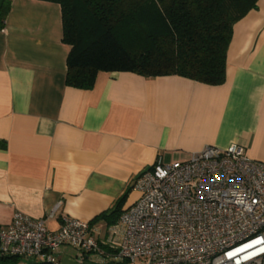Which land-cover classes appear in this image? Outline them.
<instances>
[{
    "label": "crops",
    "instance_id": "obj_1",
    "mask_svg": "<svg viewBox=\"0 0 264 264\" xmlns=\"http://www.w3.org/2000/svg\"><path fill=\"white\" fill-rule=\"evenodd\" d=\"M69 51L58 3L11 1L0 30V226L56 205L50 230L63 214L91 222L126 193L123 210L139 196L137 174L207 145L237 143L264 162V0L234 22L218 85L98 71L77 88L65 82ZM57 258L100 264L67 245Z\"/></svg>",
    "mask_w": 264,
    "mask_h": 264
},
{
    "label": "built area",
    "instance_id": "obj_2",
    "mask_svg": "<svg viewBox=\"0 0 264 264\" xmlns=\"http://www.w3.org/2000/svg\"><path fill=\"white\" fill-rule=\"evenodd\" d=\"M132 188L138 198L104 230L65 214L48 229L57 205L40 218L15 211L0 226L2 253L54 262L67 245L100 264H264V162L244 146L157 159Z\"/></svg>",
    "mask_w": 264,
    "mask_h": 264
},
{
    "label": "trees",
    "instance_id": "obj_3",
    "mask_svg": "<svg viewBox=\"0 0 264 264\" xmlns=\"http://www.w3.org/2000/svg\"><path fill=\"white\" fill-rule=\"evenodd\" d=\"M12 0H0V30ZM60 6L62 40L70 45L67 85L89 89L98 71L145 77L180 75L205 84L225 80L226 52L235 21L257 0H47ZM124 193L95 216L110 225ZM0 264H59L2 253Z\"/></svg>",
    "mask_w": 264,
    "mask_h": 264
},
{
    "label": "water",
    "instance_id": "obj_4",
    "mask_svg": "<svg viewBox=\"0 0 264 264\" xmlns=\"http://www.w3.org/2000/svg\"><path fill=\"white\" fill-rule=\"evenodd\" d=\"M106 264H115V263L108 262V263H106Z\"/></svg>",
    "mask_w": 264,
    "mask_h": 264
},
{
    "label": "rangeland",
    "instance_id": "obj_5",
    "mask_svg": "<svg viewBox=\"0 0 264 264\" xmlns=\"http://www.w3.org/2000/svg\"><path fill=\"white\" fill-rule=\"evenodd\" d=\"M126 264H129V263H126Z\"/></svg>",
    "mask_w": 264,
    "mask_h": 264
}]
</instances>
